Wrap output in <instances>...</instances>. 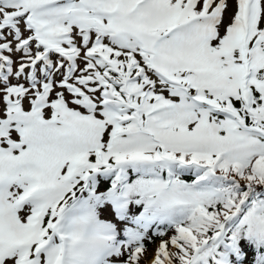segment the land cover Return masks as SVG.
<instances>
[{"label":"snow or ice","instance_id":"6c2138e0","mask_svg":"<svg viewBox=\"0 0 264 264\" xmlns=\"http://www.w3.org/2000/svg\"><path fill=\"white\" fill-rule=\"evenodd\" d=\"M0 264H264V0H0Z\"/></svg>","mask_w":264,"mask_h":264}]
</instances>
